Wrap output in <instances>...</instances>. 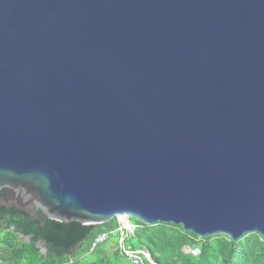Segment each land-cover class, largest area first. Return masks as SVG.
I'll return each mask as SVG.
<instances>
[{"label": "water", "instance_id": "1", "mask_svg": "<svg viewBox=\"0 0 264 264\" xmlns=\"http://www.w3.org/2000/svg\"><path fill=\"white\" fill-rule=\"evenodd\" d=\"M0 205L264 241V0H0Z\"/></svg>", "mask_w": 264, "mask_h": 264}, {"label": "trees", "instance_id": "2", "mask_svg": "<svg viewBox=\"0 0 264 264\" xmlns=\"http://www.w3.org/2000/svg\"><path fill=\"white\" fill-rule=\"evenodd\" d=\"M129 221L133 231L121 236L117 220L59 223L39 210L0 205V264H264V241L256 234L235 242L224 236L200 239L179 226ZM102 234L105 241L95 244ZM192 249L197 256L186 252Z\"/></svg>", "mask_w": 264, "mask_h": 264}, {"label": "built area", "instance_id": "3", "mask_svg": "<svg viewBox=\"0 0 264 264\" xmlns=\"http://www.w3.org/2000/svg\"><path fill=\"white\" fill-rule=\"evenodd\" d=\"M118 231L120 232V235L122 236L123 231L129 233L130 230L127 227L124 228V227L120 226V228H119ZM132 231H133V229H132ZM105 239H106V235L102 234V235H100V236L97 237V239L95 240V244L102 243L103 241H105ZM120 242H121V240H120ZM186 252L189 253L192 256H197L198 255V250H196V249L186 250Z\"/></svg>", "mask_w": 264, "mask_h": 264}, {"label": "rangeland", "instance_id": "4", "mask_svg": "<svg viewBox=\"0 0 264 264\" xmlns=\"http://www.w3.org/2000/svg\"><path fill=\"white\" fill-rule=\"evenodd\" d=\"M117 222H118V224H120V226H122L124 228L125 227L129 228V230H130L129 233L132 231V229H134L132 222L129 221V219H127L125 217L118 218ZM145 257L148 259L147 255H145Z\"/></svg>", "mask_w": 264, "mask_h": 264}]
</instances>
